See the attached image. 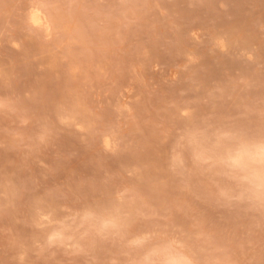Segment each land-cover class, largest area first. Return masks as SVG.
<instances>
[{
  "label": "rangeland",
  "instance_id": "374dc122",
  "mask_svg": "<svg viewBox=\"0 0 264 264\" xmlns=\"http://www.w3.org/2000/svg\"><path fill=\"white\" fill-rule=\"evenodd\" d=\"M43 124L53 135L41 146ZM218 125L264 134V0H0V264H264L253 166L229 182L238 206L203 180L167 193L184 246L96 235L113 189L150 182L169 152L191 173ZM83 181L100 197L45 199Z\"/></svg>",
  "mask_w": 264,
  "mask_h": 264
},
{
  "label": "snow or ice",
  "instance_id": "6c2138e0",
  "mask_svg": "<svg viewBox=\"0 0 264 264\" xmlns=\"http://www.w3.org/2000/svg\"><path fill=\"white\" fill-rule=\"evenodd\" d=\"M187 115V114H186ZM229 120L239 125L244 120V114H224ZM190 120L194 119L189 117ZM61 123H67L61 121ZM205 122L198 127L203 128ZM53 132L47 124L42 125L38 137L41 146L50 143ZM251 149H254L252 151ZM247 155V160L244 159ZM258 167L259 189L261 192V203L264 205V134L259 142L248 138L244 131L237 127L215 126L214 132L209 140V146L205 151L193 153L192 162L187 165L192 172L185 170L186 165L178 161L173 152H169L168 158L163 165V170L157 172L150 182L136 184L132 183L131 189H113L111 195L101 202L105 213L99 214V225L97 237L117 236L127 240L130 247L135 248H166L170 243H178L184 246L192 239L183 227L179 225L178 209L180 206L172 205L167 200V193L179 183L190 185L199 183L201 180L214 187L217 194V202L225 207H234L243 202V193L233 195L229 188V182L234 179L233 172L238 168ZM179 170L180 176L174 175ZM129 175H136L130 173ZM111 178L106 183H111ZM101 186H90L87 181L74 185L71 192L54 191L45 199L63 198L68 196L91 197L93 194L100 197ZM129 191H137L139 196L133 198L128 211L124 205ZM159 191L161 199L157 202L153 194ZM94 208L85 210V218L97 216ZM57 239V235L50 240ZM120 264H144L143 261H121ZM159 264H175L173 261L161 260ZM183 264H197L195 260H185Z\"/></svg>",
  "mask_w": 264,
  "mask_h": 264
},
{
  "label": "bare ground",
  "instance_id": "6f19581e",
  "mask_svg": "<svg viewBox=\"0 0 264 264\" xmlns=\"http://www.w3.org/2000/svg\"><path fill=\"white\" fill-rule=\"evenodd\" d=\"M45 17V16H44ZM43 16H41L40 11H37L33 14L32 16V21L33 23H35L36 25L39 26H43L45 24L44 18ZM46 222V221H45Z\"/></svg>",
  "mask_w": 264,
  "mask_h": 264
}]
</instances>
